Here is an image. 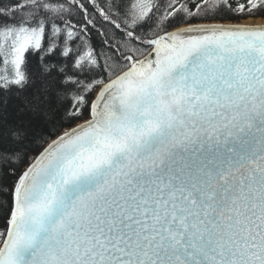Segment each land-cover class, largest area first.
I'll return each mask as SVG.
<instances>
[{"label": "snow or ice", "instance_id": "snow-or-ice-1", "mask_svg": "<svg viewBox=\"0 0 264 264\" xmlns=\"http://www.w3.org/2000/svg\"><path fill=\"white\" fill-rule=\"evenodd\" d=\"M0 264H264V0H0Z\"/></svg>", "mask_w": 264, "mask_h": 264}, {"label": "bare ground", "instance_id": "bare-ground-1", "mask_svg": "<svg viewBox=\"0 0 264 264\" xmlns=\"http://www.w3.org/2000/svg\"><path fill=\"white\" fill-rule=\"evenodd\" d=\"M249 24H260L262 21L261 20H256V21H253V20H248L247 21Z\"/></svg>", "mask_w": 264, "mask_h": 264}, {"label": "rangeland", "instance_id": "rangeland-1", "mask_svg": "<svg viewBox=\"0 0 264 264\" xmlns=\"http://www.w3.org/2000/svg\"><path fill=\"white\" fill-rule=\"evenodd\" d=\"M256 20H259V19H255V20H253V21H256ZM248 21V20H247ZM247 21H242L241 23H248Z\"/></svg>", "mask_w": 264, "mask_h": 264}, {"label": "trees", "instance_id": "trees-1", "mask_svg": "<svg viewBox=\"0 0 264 264\" xmlns=\"http://www.w3.org/2000/svg\"><path fill=\"white\" fill-rule=\"evenodd\" d=\"M257 19H259V18H257Z\"/></svg>", "mask_w": 264, "mask_h": 264}]
</instances>
